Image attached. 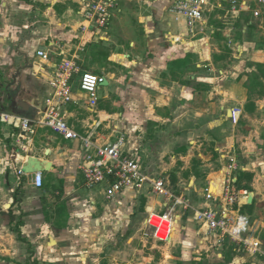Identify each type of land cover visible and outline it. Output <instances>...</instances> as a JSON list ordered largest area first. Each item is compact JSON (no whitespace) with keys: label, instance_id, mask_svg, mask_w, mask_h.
Masks as SVG:
<instances>
[{"label":"crops","instance_id":"0c3cea01","mask_svg":"<svg viewBox=\"0 0 264 264\" xmlns=\"http://www.w3.org/2000/svg\"><path fill=\"white\" fill-rule=\"evenodd\" d=\"M176 1L118 0L112 10L115 22L100 29L86 20L83 0H0V70L7 78L10 103L9 111L0 112L25 115L18 104L20 94L29 101L48 97L53 65L76 57L83 71L104 75L107 81L100 87L97 107L91 110L79 75L74 76L75 102L66 106L65 115L69 124L100 144L128 136L126 154L148 172L146 161L158 153L164 162V148L173 146L171 163L165 161L162 172L172 163H184L185 172L175 176V183L186 193L212 189V179L218 176L220 194L229 159H237L235 188L248 191L237 208L251 219L243 239L264 249V95L253 93L247 84L254 64L264 76V4L240 0L249 9L234 15L230 0H211L192 33L186 19L171 11ZM82 25L88 27L86 31ZM38 50L51 55L47 78L40 71L43 62ZM235 108L242 111L238 122L232 118ZM19 133L0 121V144L4 140L5 149L11 146V163L6 157L5 169L12 164L19 172L30 156L50 162L51 167L41 172V188L34 186L32 174H20L6 183L0 196L5 212L0 239L29 242L39 264H122L121 256L129 251L135 255L132 264H153V255L141 256L135 226H127L137 208H142L141 197H146L142 210L147 216L150 208L170 204L168 198L163 196L160 202V196L146 186L141 192L125 189L108 202L104 189L85 184L80 165L86 151L80 139H65L48 127H38L28 141H20ZM199 164L207 174L201 172L205 188H199ZM185 173L191 174L186 185ZM166 181L176 194L174 181ZM190 203L195 209L208 205L206 200L199 206ZM193 213L177 211L180 232L167 244L168 258L157 264H213L214 254L221 257L219 264H264V256L248 252L243 243L229 239L220 246L217 236ZM146 218L141 232L144 225L148 228ZM145 238L143 233L141 242ZM122 240L125 251L120 250ZM14 246L15 250H0V264H11L10 259L26 264L25 250Z\"/></svg>","mask_w":264,"mask_h":264},{"label":"built area","instance_id":"2783aa9c","mask_svg":"<svg viewBox=\"0 0 264 264\" xmlns=\"http://www.w3.org/2000/svg\"><path fill=\"white\" fill-rule=\"evenodd\" d=\"M264 4V0H256ZM231 12L237 15L249 6L246 1L232 0ZM83 11L85 18L90 25L98 28H106L112 18V10L118 7V0H83ZM211 0H178L172 6L171 11L184 17L192 33L198 24L204 19V13ZM249 9V8H248ZM255 16L260 12L256 10ZM86 25H82L83 31L87 30ZM37 56L41 58V74L46 76L51 63V55L47 50H38ZM48 77V83L52 88L51 94L43 99L38 118L18 115L15 113L0 112V121L13 126L20 131L19 140H30L36 133L38 127H48L55 133L62 135L65 139H80L86 151L80 165L85 177V184L93 189L105 183V198L112 200L125 189L132 188L141 192L146 186L152 194L165 196L170 200V204L160 203V209L150 208L146 218V226L152 228L151 232H145L146 237H152L159 243L169 244L176 230L178 222L177 211L193 210V217L208 229L211 234H215L220 246L227 240L235 243H243L246 250L251 253H261L264 256V249L261 244L243 239V235L251 228V219L247 214L242 213L238 208L241 196H247V190H237L235 188L234 173L239 170L237 159L230 158L227 165V175L224 179L220 194L212 192L209 186L205 192V200L208 205L204 208L195 209L184 195L175 194L163 178H154L144 166L134 158L126 154L124 135L118 137L114 142L100 144L93 140L92 135L79 134L66 120V106L75 102L73 90V78L79 75V86L82 92L88 96V105L91 110L97 107L99 102V89L107 81L104 75L95 74L90 71H83L76 57L63 58L55 63ZM241 110L235 108L232 118L239 121ZM20 174L26 175L23 169H19ZM33 184L41 188L44 177L41 172L32 174ZM211 203V204H210ZM165 232L161 237L160 233Z\"/></svg>","mask_w":264,"mask_h":264},{"label":"rangeland","instance_id":"374dc122","mask_svg":"<svg viewBox=\"0 0 264 264\" xmlns=\"http://www.w3.org/2000/svg\"><path fill=\"white\" fill-rule=\"evenodd\" d=\"M240 1V0H239ZM230 5L229 7L231 6V0L229 1ZM220 6V5H219ZM222 6V4H221ZM224 6V5H223ZM228 8V6H226ZM115 14H116V11H115ZM115 16L114 14L112 15V18H111V23H114L115 22ZM114 21V22H113ZM253 68H254V72L250 75V78L249 80L247 81V84L250 86L251 88V91L253 93H257V91H260V94L261 95H264V76L261 75V73L259 74L257 71H256V64L252 65ZM253 71V70H251ZM249 88V90H250ZM259 88V89H258ZM100 90V89H99ZM7 78L4 74V71L3 70H0V109H6L7 111L10 110V103H9V100L7 98ZM5 95V96H4ZM85 110V109H84ZM88 115H90L89 113H87ZM94 118L98 119L96 116H94ZM126 138V137H125ZM129 137L127 136L126 140L128 139ZM168 145V144H167ZM164 148V151L166 152V159H165V163H171L170 162V156L173 155L172 151H174V147L172 146H167ZM5 142L4 140L1 141V144H0V196L3 194V191L2 189L6 186V183L7 184H10V182L16 178L19 179L20 176V173L16 172L15 168L13 169V166L11 167L12 164H9L10 166L7 167V169H5V166L7 165L6 163V160H4L6 157L8 158V162L11 163V160L9 159V152H10V147L9 145L7 146L8 148L5 149ZM159 156L158 153L155 155V158L154 160H147L146 163H145V166L147 167V169L149 170V173L154 177V178H163L165 181L167 179L169 180H173V178H175V176L178 175V173L180 172L181 175H183V173L185 172L184 170L185 169H181V167H183L185 164L182 163L181 161H178V163H176L175 165H173L174 163H172V167H168V171L166 172H162V170H164V162L161 161V157H157ZM166 165V164H165ZM218 165V163H217ZM201 164L198 165V170L200 171V176L198 177L199 180H198V183H199V188H205V179L206 177L202 178V174L201 172H203V170L200 168ZM11 167V168H10ZM219 168L221 167V163H219ZM211 169H207V172H209ZM186 175V173H185ZM190 175L191 174H187L184 178V185L188 184V180L190 178ZM203 175H207V174H204L203 172ZM174 176V177H173ZM215 176V175H214ZM223 177V176H222ZM23 182V181H22ZM174 185H176V183L174 182ZM180 186V187H179ZM177 187V185L175 186L174 191L176 192V194H185V197H189L190 201L195 205V206H199L202 204V202L205 200L204 197H205V192H206V189H205V192L202 190V192L199 194L195 191H192V192H187L186 193V190H184L182 187V185H179ZM106 187V184L103 183L101 184L100 186H98V188H102L104 189ZM178 188V189H177ZM180 190V191H179ZM203 193H204V197H203ZM3 196V195H2ZM159 201L162 202L164 201V197L163 196H160L159 197ZM108 202H111V200H108ZM106 202V203H108ZM2 204L3 203H0V221L2 219V217L5 216V212L2 211L4 209H2ZM128 214V213H127ZM127 217H129V215H127ZM147 217L146 215V210L145 212H143L142 209H139L137 208L136 210V213L134 215H132V221L130 224H128L127 227H131V226H135V230L138 232V238L136 239V241L138 242V245L140 246V248L143 250V253L141 254L142 255H153L155 258L154 260H151V262L153 264H157L158 262L162 261V260H165L167 257V254L168 253H171V249L169 248V246L167 244H160V243H157L154 239H152V237H146L145 238V242L142 241L141 242V237H142V234L145 233L146 231L147 232H151L152 231V228H145V225H144V229L143 231L141 232V229L143 228V220ZM119 218H123V217H119ZM122 223H124L122 221ZM1 224V223H0ZM176 227H178V224H176ZM119 233L118 234H121L122 232V229H120V231H118ZM176 232H180V229H177L175 230L174 232V235H173V238L174 236H176ZM112 234V233H111ZM172 242V241H171ZM170 242V243H171ZM19 245V246H22L23 249L25 250V254H26V259L24 261V263L26 264H39L38 261H34L36 260L35 258V251L33 250L34 247L31 245L29 246V242L28 243H25V242H18L16 240V242H14L12 239H7V238H1L0 239V250H5L6 248H8L9 250H15L16 248H14L15 246L14 245ZM54 244V242H52V245ZM146 245L143 247V245ZM174 244V243H173ZM180 243H176V246H179ZM158 246V247H157ZM162 246V248L160 247ZM126 247V244L125 242L122 240V243H121V248L120 250L124 249ZM125 251V249H124ZM7 252V251H5ZM112 251H110L109 253H111ZM113 253V252H112ZM111 253V254H112ZM176 253V252H175ZM202 253L204 254V256H206V254L202 251ZM216 253H218V250H216ZM109 254V256L111 255ZM135 258V255L133 253H131L130 251L127 252L125 255L121 256V260H120V263L122 264H132V260ZM221 257H218L217 255L214 254L213 256V264H219V262L221 263ZM208 260V259H206ZM2 261V260H0ZM137 261V259L135 260ZM10 262H15L17 264V262L14 260V259H10ZM208 262V261H207ZM9 263V262H8ZM11 263V264H12ZM134 264V263H133ZM173 264H176V261L173 263Z\"/></svg>","mask_w":264,"mask_h":264},{"label":"water","instance_id":"95a60500","mask_svg":"<svg viewBox=\"0 0 264 264\" xmlns=\"http://www.w3.org/2000/svg\"><path fill=\"white\" fill-rule=\"evenodd\" d=\"M22 94H20V97ZM42 99H34V100H25L20 99L18 101L19 106L22 108L24 116H30L33 118H38L40 115V108L42 104ZM51 167V163L47 162L45 160H41L40 158L30 156L27 160V162L23 165V171L26 174H33L36 172H42L46 169H49ZM251 201V198H250Z\"/></svg>","mask_w":264,"mask_h":264},{"label":"bare ground","instance_id":"6f19581e","mask_svg":"<svg viewBox=\"0 0 264 264\" xmlns=\"http://www.w3.org/2000/svg\"><path fill=\"white\" fill-rule=\"evenodd\" d=\"M220 179V177H218V176H215V178H213L212 179V192H214V193H218L219 191H220V189H221V181L222 180H219ZM160 236L161 237H164L165 236V232H161L160 233Z\"/></svg>","mask_w":264,"mask_h":264},{"label":"trees","instance_id":"16d2710c","mask_svg":"<svg viewBox=\"0 0 264 264\" xmlns=\"http://www.w3.org/2000/svg\"><path fill=\"white\" fill-rule=\"evenodd\" d=\"M240 178V177H239ZM174 182H176V178L173 179ZM20 201V200H19ZM145 204H146V197H141V206L142 207L141 209H144L145 207ZM17 234L19 235V239H22L21 238V233H20V230H16Z\"/></svg>","mask_w":264,"mask_h":264},{"label":"flooded vegetation","instance_id":"af4514ba","mask_svg":"<svg viewBox=\"0 0 264 264\" xmlns=\"http://www.w3.org/2000/svg\"><path fill=\"white\" fill-rule=\"evenodd\" d=\"M20 99H22V97H20V96H19V99H18V101H19Z\"/></svg>","mask_w":264,"mask_h":264}]
</instances>
